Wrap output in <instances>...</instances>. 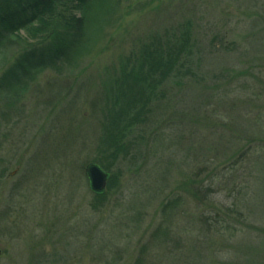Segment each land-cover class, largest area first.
<instances>
[{
    "label": "rangeland",
    "instance_id": "374dc122",
    "mask_svg": "<svg viewBox=\"0 0 264 264\" xmlns=\"http://www.w3.org/2000/svg\"><path fill=\"white\" fill-rule=\"evenodd\" d=\"M87 21L0 88V264H264V0H99ZM185 32L188 60L148 76ZM29 34L0 49V84L27 41L59 48ZM90 163L111 174L99 199Z\"/></svg>",
    "mask_w": 264,
    "mask_h": 264
},
{
    "label": "trees",
    "instance_id": "16d2710c",
    "mask_svg": "<svg viewBox=\"0 0 264 264\" xmlns=\"http://www.w3.org/2000/svg\"><path fill=\"white\" fill-rule=\"evenodd\" d=\"M97 1L99 0H0V49L6 48L9 43H12L13 38L17 40L16 35L22 30H27L30 33L29 35L33 37L46 34L42 40L44 42L53 35L60 40L59 48L50 50L49 55L36 50L34 46H40V42L32 44L27 41L26 43L30 45L27 48L25 47L24 51H21L20 59L14 64L11 74L3 78L0 88L3 90L6 88L10 89L12 82H18L20 78L15 75L17 72L23 73L26 77L33 70H40L43 66H54L53 64L60 57H68L71 47L79 43L81 36L87 32L89 26L87 14ZM59 34H62V36L60 37ZM197 37L192 33L185 32L183 34V45L180 50H171L172 45L161 43L160 47L162 48L158 53H162L163 59L157 61L149 60L148 76L160 74L162 78H166L169 72L172 71V66L176 64V61L181 58H184L183 61L188 60L186 55L189 56L193 42H197ZM21 43L22 41H20V46H22ZM190 58L193 59L192 62L195 61V57L192 56ZM135 84L136 86L140 85L136 82ZM150 85L151 83H148V89L153 88ZM133 89L135 88L133 87ZM145 91L142 89L141 93ZM147 100L145 102L148 104L149 100ZM110 128L111 130L106 128L107 132L105 131L106 136L102 144L109 151L118 154L115 132H113L112 136L110 135L112 132V121L110 122ZM103 196L97 198L99 199ZM238 209L236 206L233 207L232 211L227 209V214H237L239 213ZM204 218L207 221V225L212 227L217 225L214 229L224 228V225L227 224L224 229L231 230L229 225L231 223H228L224 218H221V220L213 218V221L205 215ZM164 260H168V258ZM180 260L181 264L195 263L192 255H188L185 260ZM137 264H144V260L138 259Z\"/></svg>",
    "mask_w": 264,
    "mask_h": 264
},
{
    "label": "water",
    "instance_id": "95a60500",
    "mask_svg": "<svg viewBox=\"0 0 264 264\" xmlns=\"http://www.w3.org/2000/svg\"><path fill=\"white\" fill-rule=\"evenodd\" d=\"M85 174L89 181L90 190L97 195L104 194L110 174L96 163H90L87 165L85 168Z\"/></svg>",
    "mask_w": 264,
    "mask_h": 264
}]
</instances>
